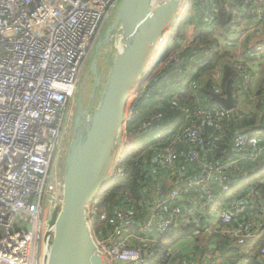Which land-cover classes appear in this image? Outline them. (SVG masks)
<instances>
[{
    "label": "trees",
    "instance_id": "obj_1",
    "mask_svg": "<svg viewBox=\"0 0 264 264\" xmlns=\"http://www.w3.org/2000/svg\"><path fill=\"white\" fill-rule=\"evenodd\" d=\"M253 4L254 0H189L133 102L134 112L126 123L127 141L120 163L125 175L116 177L101 192L97 209L99 216L106 214L107 217L104 220L99 217L94 227L97 235L107 236L116 226V210L131 213L133 217L126 228L136 233L131 244L144 249L146 264H175L177 252L167 253L168 248L210 229L212 234L208 241L216 244L214 252L219 249L226 254L222 264H264L261 254L264 238L244 254L232 244V236L219 229L252 224L257 227L260 218L264 219V76L257 92L253 89L254 80L261 73L250 72L249 92L242 87L243 75L235 62L225 59L232 49H239L245 64L255 63L251 44L256 34L245 36L243 41L241 37L231 39L246 30L247 21L254 20L257 11ZM190 25L195 28L193 41L186 47L179 46L177 41ZM261 26L258 35H264V15ZM227 43L231 49L227 48ZM174 52L181 54L179 64L170 59ZM109 55L107 52L106 56ZM106 65L108 63L100 60L101 74ZM217 70L221 71L218 79L214 77ZM230 80L236 103L233 109H226L213 98V93L225 95ZM169 85L175 88L169 90ZM94 88L95 76L89 91L96 95L100 85L95 92ZM93 102L94 98L88 96L86 106L92 107ZM200 108L213 112L218 109L221 113L213 120L193 116ZM148 121L150 124L144 126ZM191 122L201 125L198 141L189 140L184 130ZM238 134L248 135L251 145L236 153V157L242 159L238 168L227 171V188L212 181L211 194L205 198L209 200L206 206L209 225L202 224L201 214L190 203L180 202L182 195L164 205L163 218L170 217V206H176L179 213L163 236L155 228L144 226L158 200L164 198L174 184L185 185L194 195L204 192L189 187L190 182L231 159ZM177 135H180L175 143L178 156L174 163L164 164L161 162L164 148L176 140ZM193 152L198 153L197 160L191 159ZM256 154V159L250 158ZM238 208L240 211L231 223H222V212H236ZM252 214H258V218H253Z\"/></svg>",
    "mask_w": 264,
    "mask_h": 264
},
{
    "label": "built area",
    "instance_id": "obj_2",
    "mask_svg": "<svg viewBox=\"0 0 264 264\" xmlns=\"http://www.w3.org/2000/svg\"><path fill=\"white\" fill-rule=\"evenodd\" d=\"M121 1L0 0V264H36L38 241L49 253L48 233L53 227L46 211L51 201L56 203L54 208L64 202V173L57 176L55 158L64 125L72 115L67 108ZM253 5L257 11L254 20L247 21L246 30L231 39L241 37L243 41L245 36L256 34L251 44L255 63L245 64L239 49H232L225 57L240 69L242 87L247 91L252 83L250 72H264V35H258L263 27L264 0H254ZM184 37L186 35L177 41L179 46L186 47L194 39V36ZM227 48L231 49L229 43ZM170 59L179 64L181 54L174 52ZM214 77L218 79L220 74ZM220 113L218 109L213 112L200 108L192 115L213 120ZM132 115L133 111L129 117ZM149 124L148 121L144 126ZM184 130L189 140H200L198 123L191 122ZM179 138L177 135L176 140L164 148L161 156L164 164H172L177 158L175 143ZM250 142L248 135L238 134L232 158L196 177L189 187L203 189L207 195L211 194L212 181L227 188V171L239 167L242 157H236V153L250 146ZM123 143L126 141L118 143L111 181L125 175L120 165ZM258 154L250 158L256 159ZM197 156V152L190 155L192 160H197ZM186 189L185 185L174 184L164 198L158 200L144 226L155 228L163 236L179 213L176 206H170V217L163 218L164 205L178 200ZM45 195L47 203L43 205ZM96 197L87 205L88 222L92 220L93 226L99 217L102 220L107 217L106 214L99 216ZM236 210L222 212V223H231L240 211ZM132 217L127 211L116 210L112 233L97 235L94 239L98 251L101 249L99 255L103 262L106 257L121 264H146L144 249L131 244L136 233L126 228ZM226 232L238 240L260 238L255 224L226 229ZM174 252V246L168 248L167 253ZM261 254L264 257V245Z\"/></svg>",
    "mask_w": 264,
    "mask_h": 264
},
{
    "label": "water",
    "instance_id": "obj_3",
    "mask_svg": "<svg viewBox=\"0 0 264 264\" xmlns=\"http://www.w3.org/2000/svg\"><path fill=\"white\" fill-rule=\"evenodd\" d=\"M181 2L122 0L98 42L90 64L91 73L95 76L94 92L102 81L99 70L101 50L106 46L110 53L117 32L121 31L122 47L111 63L102 96L92 113H89V108L84 110L82 99L78 100V113L64 168V202L51 214L53 231L48 233L51 239L46 264L104 263L90 230L87 205L110 185L105 186L104 181L117 157L131 89L140 77V83L145 81L165 43L162 41L158 46L157 41L171 25ZM185 3L187 0L179 17ZM213 98L224 108L233 109L236 99L232 81L228 82L225 95L213 93Z\"/></svg>",
    "mask_w": 264,
    "mask_h": 264
},
{
    "label": "rangeland",
    "instance_id": "obj_4",
    "mask_svg": "<svg viewBox=\"0 0 264 264\" xmlns=\"http://www.w3.org/2000/svg\"><path fill=\"white\" fill-rule=\"evenodd\" d=\"M121 2L117 4V6H116V8H115V10L113 12L114 14L117 12V9L119 8ZM113 18L114 17H112V19ZM175 24H176V22H175ZM108 25L109 24H107V27H108ZM173 26H175V25H173ZM107 27H106V29H107ZM172 27L165 34L164 40H163L164 42L167 39V34H169V32H171ZM187 28H189V26ZM105 31H104V33H105ZM104 33H103V36H104ZM185 35H186V37H184V39H188V37L189 38L193 37L194 36L193 30H189V29L186 30L185 31ZM121 37H122L121 31L117 32V34L115 36V40H114V42L112 44L113 51L111 49L112 54H111V51H110V55L109 56H106V53H107L106 48L101 50V53H100V57L101 58L100 59H101L102 62L104 61V62L108 63V66L106 65L104 67V69L102 70V76H103L102 78L103 79L101 81L99 90L97 91L96 95L94 94V102H93L92 107L90 109L91 111H93V109L96 107V105L98 104V102H99V100H100V98L102 96V93H103V90H104V87H105V84H106L107 75H108L109 69L111 67V63H112L116 53L122 47L123 43H122ZM237 54H239V53H237ZM90 64L91 63H89V65L87 66L86 70L84 71L82 79H81V82H80V84L78 86V89H77V91L75 93V96H74L73 100L69 103L68 108H67V112H72V115L68 114L69 115L68 118L66 116L67 120H66V123L64 125V129L62 131V140H61V143L59 145L60 147L57 149V157L55 158V168H56V171H57V176L61 175L62 171H64V168H65L66 157H67L68 149H69V146H70V143H71V140H72V136H73V132H74V122H75V118H76V115H77V99H78V96L80 95V96H83L85 98V101H84L85 106H86L87 97L88 96H90V97L93 96V92L89 91V89H91V87H92L93 77H94L92 75V73H91V70H90ZM220 72L221 71L217 70V71H215V74H220ZM263 73H261V76L259 77L256 85H258V83L261 82L260 80L263 79V76H262ZM143 83L144 82H141L140 84H138L137 87H134V89L130 93V97L128 99L127 107H126V111H125L124 130H123L122 134L120 135L119 141L120 140L127 141V139H126L127 138L126 137V135H127L126 134V123H127V120L130 118L129 116L132 113V111L134 112L133 102H134L135 98L140 95ZM80 86H82V87H80ZM172 88H175V85H169V90H171ZM254 91L259 92L260 88L258 86H255ZM249 95H253V93L249 94ZM234 96H235V94H234ZM245 105L249 106V103H246ZM125 145L126 144L123 143V146H122L123 150H124ZM112 179H111V177L109 178V181L106 184V186H108L110 184V181ZM172 182H174V179H173ZM100 194L101 193H98L96 196L99 198ZM153 198L155 199V196ZM46 203H47V195L44 196L43 205H45ZM55 205H56V203L53 202V201H51L50 204L48 205V209L46 211L48 219H51V214H52V211H53ZM90 224H91V229L94 232L93 238L96 240V238H98V237H97V233L95 232V228L93 226L92 220H91ZM39 242L40 241H38L36 264H40L41 261L43 263H45L46 259H47V254H48L47 248L44 251V248L43 249L41 248V245L39 244ZM134 243L138 244V241L135 240ZM107 264H112L111 261H109V259L107 261ZM118 264H120V263H118Z\"/></svg>",
    "mask_w": 264,
    "mask_h": 264
},
{
    "label": "crops",
    "instance_id": "obj_5",
    "mask_svg": "<svg viewBox=\"0 0 264 264\" xmlns=\"http://www.w3.org/2000/svg\"><path fill=\"white\" fill-rule=\"evenodd\" d=\"M193 30V33L195 32V28L193 26H189L187 30ZM258 77L254 80L253 89L255 86H260L261 82L256 85L258 81ZM248 174V173H246ZM246 177H243L245 179ZM197 195L193 194L192 192H189L188 190H185L184 196L181 199V203L184 204L185 202L190 203L191 206L194 207V210L198 214H201L200 220H202L203 225H209L210 222L207 221V217H209V212L206 208V206L209 204V200L205 199L207 194L205 191H199L196 193ZM182 206V205H181ZM253 218H258V214H252ZM261 221H259V225H257V230L259 233V237L261 239L264 238V219L260 218ZM220 232H226V230L221 227H219ZM212 234V230L204 231V233L199 236L198 234H194L189 236L188 238L183 239L179 243H177L174 247L176 248V260L175 264H222L224 259L226 258V254L222 253L221 250L217 249L214 252V249H216V244L212 243L209 244V238ZM259 238V239H260ZM209 240V241H208ZM232 244L237 247L239 250V253H248L249 251L253 250L255 246L258 243V240H252L248 238H244L241 240L232 238ZM180 258V259H179ZM112 264H118L120 262H117L113 259H111Z\"/></svg>",
    "mask_w": 264,
    "mask_h": 264
},
{
    "label": "bare ground",
    "instance_id": "obj_6",
    "mask_svg": "<svg viewBox=\"0 0 264 264\" xmlns=\"http://www.w3.org/2000/svg\"><path fill=\"white\" fill-rule=\"evenodd\" d=\"M185 1H186V0H182V2H181V4H180V9L177 11V14L175 15V17H174V19H173L171 25H169V26L167 27V29L163 31L162 36L160 37L161 40L159 39V40L157 41V44H156V45H158V46L161 45V42L164 40V36H165V34L167 33V31H169V29L171 28L172 24L178 20V17H179L180 11H181L182 6H183V4H184ZM141 78H142V77H140V78L134 83L133 88L131 89V92H132V90L134 89V87H137V86H138V84L140 83ZM131 92H130V93H131ZM129 97H130V96H129ZM126 107H127V105H126ZM125 111H126V109H125ZM123 130H124V127H123V129H122V132H123ZM122 132H121V134H122ZM114 167H115V159H114V161H113V163H112V165H111V170H110L109 176H108V178L105 179V181H104L105 186H106V184L108 183L109 178H110L111 175H112V172H113ZM104 188H105V187H104ZM100 191H101V189H100ZM100 191H99V192H100ZM89 225H90V223H89ZM90 227H91V226H90ZM90 230H91V228H90ZM93 239H94V238H93ZM94 241H95V240H94ZM97 252H98V253L101 252V249H99V251H98V249H97ZM107 259H108V258L105 257V262H104L103 264H107V261H108Z\"/></svg>",
    "mask_w": 264,
    "mask_h": 264
},
{
    "label": "flooded vegetation",
    "instance_id": "obj_7",
    "mask_svg": "<svg viewBox=\"0 0 264 264\" xmlns=\"http://www.w3.org/2000/svg\"><path fill=\"white\" fill-rule=\"evenodd\" d=\"M104 48H106V50H107V47L106 46H103V49ZM95 53H96V49H95V52H94V54H93V57H94V55H95ZM93 57H92V59H93ZM80 87H82V86H80ZM92 98V97H91ZM79 99H82V103H83V105H84V110L85 109H88L89 108V113H90V109H91V105L90 104H88L87 106H85V103H84V101H83V96H78V99H77V113H78V108H79ZM92 100H93V98H92ZM92 104V103H91Z\"/></svg>",
    "mask_w": 264,
    "mask_h": 264
}]
</instances>
